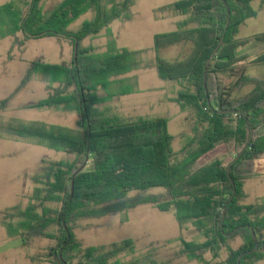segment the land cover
<instances>
[{
    "label": "trees",
    "instance_id": "16d2710c",
    "mask_svg": "<svg viewBox=\"0 0 264 264\" xmlns=\"http://www.w3.org/2000/svg\"><path fill=\"white\" fill-rule=\"evenodd\" d=\"M43 1L23 0L21 6L11 0L2 5L0 26L7 36L21 34L23 44L43 38L70 42L73 48L70 63L39 61L32 65L31 72L48 75L59 87L46 99L28 107H59L76 112L79 130L75 133L39 122L8 128L18 137L38 139L73 156V160H43L42 173L34 178L37 187L31 203L24 209L14 207L7 212L12 219H21L18 225L12 222L13 235L50 240L52 245L42 260L48 264H167L157 262L152 254L135 255L132 261L122 262L121 255L136 253L137 242L127 240L86 247L75 232L79 220L100 219L149 204L160 211L173 210L181 229L191 221L203 236V242L182 239L177 257L185 256L203 264H237L242 253L255 247L252 226L260 248L243 257L240 264L264 261V240L259 235L264 231V203H244L247 197L244 181L256 177V161L264 152V78L237 70L239 63L251 57L240 54L242 47L264 46V34L238 40L241 27L257 15L251 6L254 0H226L230 24L207 70L206 87V63L227 25L228 9L224 1L179 0L157 10L159 19L182 17L176 31L154 38L158 75L179 86L174 100L187 113L186 121L192 128V136L178 152L172 150L173 137L166 119H123L97 107L127 94L120 91L104 97L101 90L123 81L120 76L130 70L128 54L124 51L98 56L95 48H83L81 43L99 35L114 20L132 19L135 0H63L48 11L43 10ZM90 11L93 18L72 32L70 25ZM179 44L190 48L188 56L171 61L161 57L162 49ZM250 64L264 65V53ZM222 73L232 76L229 85L220 80ZM246 84L252 85V90L246 96H234ZM228 110L236 112L218 113ZM245 117L254 130L250 144L251 129ZM221 147L226 149L225 155L201 163ZM243 150L241 158L231 167V177L236 183L234 194L227 166ZM153 188H163L166 193L129 197L132 192H148ZM236 229L239 230L234 235H226ZM237 237H242L244 243L236 249L231 241ZM208 253L213 255L212 260L206 258Z\"/></svg>",
    "mask_w": 264,
    "mask_h": 264
},
{
    "label": "rangeland",
    "instance_id": "374dc122",
    "mask_svg": "<svg viewBox=\"0 0 264 264\" xmlns=\"http://www.w3.org/2000/svg\"><path fill=\"white\" fill-rule=\"evenodd\" d=\"M11 0H0V7ZM21 6L23 0H16ZM63 0H44L43 10L48 11ZM179 0H135L131 8L132 19H117L97 36L84 39L81 46L95 48L98 56L106 53L127 51V63L130 70L108 90L101 94H116L125 91L127 94L102 103L97 107L108 111L111 116L123 119L140 118L168 121V129L173 137L172 150L180 151L192 136V128L186 121L185 113L174 97L179 86L172 81L162 80L157 71L154 38L157 35L177 30V22L182 17L159 19L157 10ZM257 15L250 18L241 27L238 40L253 38L264 34V3L254 0L251 4ZM94 16L92 11L80 16L69 27L77 32ZM23 36H7L0 26V264H48L42 261L52 242L41 236L28 239V236L17 237L12 231V222L20 223L21 219H12L7 212L12 208H26L31 203L37 184L34 178L42 173L43 160H73L61 150L49 143H42L31 137H18L9 132L10 127H21L32 123H43L47 126H59L77 133L78 115L66 112L59 107L30 108L31 103H38L54 93L59 87L52 83L48 75L31 72L32 65L39 61L51 64L70 63L73 48L69 41L56 38L30 40L23 44ZM190 48L183 44L162 49L160 55L166 60L181 59L188 56ZM264 53V46L248 45L240 49V54L251 55L249 60L237 65V70L264 78V65L253 66L250 62ZM30 74V75H29ZM220 80L224 85L233 81L228 73H222ZM213 83L214 80H213ZM253 86L246 84L234 93L236 97L246 96ZM108 91V92H107ZM226 154L221 147L215 153L204 158L205 164L216 156ZM228 160H232L228 157ZM256 177L244 181L247 195L246 204L264 203V152L256 161ZM163 188H153L148 192H132L131 198L145 195L165 194ZM161 201L163 197H159ZM76 235L86 247H101L127 240L137 242L135 254H123L122 262H130L137 257L152 254L157 262L167 264H203L188 257H177L182 248V239L186 242H203L204 238L187 221L181 229L173 210L160 211L156 206L141 204L125 212L112 214L100 219H84L77 222ZM260 237L264 240V231ZM244 240L237 237L231 241L233 248L242 246ZM226 253H223V257ZM212 260L213 255H206ZM259 264H264L261 261Z\"/></svg>",
    "mask_w": 264,
    "mask_h": 264
},
{
    "label": "water",
    "instance_id": "95a60500",
    "mask_svg": "<svg viewBox=\"0 0 264 264\" xmlns=\"http://www.w3.org/2000/svg\"><path fill=\"white\" fill-rule=\"evenodd\" d=\"M223 1H224L225 5H226V7H227V9H228V20H227V25H226V27H225V32H224V35H223L221 41L219 42L218 46L213 50V52H212L210 58L208 59V61H207V63H206V67H205V70H204V74H205V77H204V79H205V87L207 86V70H208L210 64L212 63V61L214 60V58L216 57V55H217V53H218V51H219L221 45L223 44L225 34H226V32H227V30H228V28H229V24H230V18H231L230 8H229V5H228V3L226 2V0H223ZM209 103H210V102H209ZM234 112H236V111L228 110V111H219L218 113H220V114H231V113H234ZM238 112L241 113V114L243 113L241 110H238ZM245 119H246V121H247V123H248V125H249V127H250V129H251V137H250V141H249V144H250V143H251V140H252V138H253V135H254V130H253V126H252V124L250 123L249 119H248L247 117H245ZM244 150H245V149H244ZM244 150H243L241 153H239V154H238V155H237V156H236V157H235V158H234V159L228 164V166H227V173H228V176H229V178H230L231 184H232V186H233V193H234V194L236 193V183H235V181H234V180L232 179V177H231V173H230V172H231V167H232L233 164H235V163L241 158V156L243 155ZM232 199H233V197H231V200H232ZM226 210H227V208L224 209L223 219H224V217H225ZM238 230H239V229H236V230H234L232 233H229V234H226V235H227V236H232V235H234ZM251 231H252V236H253V239H254L255 247H254L253 250H250V251H247V252L242 253V254L239 256L238 260H237V264H240L241 259H242L243 257L248 256V255H252V254L258 252V250H259V248H260V242H259V239H258L257 233H256L254 227H252V226H251Z\"/></svg>",
    "mask_w": 264,
    "mask_h": 264
},
{
    "label": "crops",
    "instance_id": "0c3cea01",
    "mask_svg": "<svg viewBox=\"0 0 264 264\" xmlns=\"http://www.w3.org/2000/svg\"><path fill=\"white\" fill-rule=\"evenodd\" d=\"M254 179V178H253ZM245 203V202H244ZM246 204V203H245ZM243 239V238H242ZM244 243V242H243Z\"/></svg>",
    "mask_w": 264,
    "mask_h": 264
}]
</instances>
